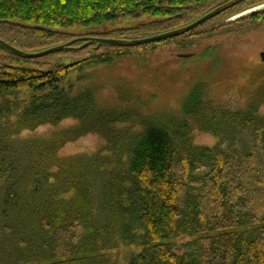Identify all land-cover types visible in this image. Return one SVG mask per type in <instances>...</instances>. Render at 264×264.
Wrapping results in <instances>:
<instances>
[{
    "label": "trees",
    "instance_id": "trees-1",
    "mask_svg": "<svg viewBox=\"0 0 264 264\" xmlns=\"http://www.w3.org/2000/svg\"><path fill=\"white\" fill-rule=\"evenodd\" d=\"M227 1L0 0V39L28 53L76 38L140 39ZM262 3L245 0L216 24L157 43L78 41L61 51L81 54L70 63L48 65L57 53L25 59L0 45V264H118L110 253L119 248L130 249L127 264H264V70L245 104L215 102L198 82L177 117L104 105L84 73L264 19L261 12L216 27ZM145 17L153 19L117 27ZM129 119L134 126L118 128ZM194 131L217 141L196 145ZM90 132L101 136V151L60 155Z\"/></svg>",
    "mask_w": 264,
    "mask_h": 264
},
{
    "label": "rangeland",
    "instance_id": "rangeland-1",
    "mask_svg": "<svg viewBox=\"0 0 264 264\" xmlns=\"http://www.w3.org/2000/svg\"><path fill=\"white\" fill-rule=\"evenodd\" d=\"M152 19L145 17L120 23L117 27L145 24ZM217 21L218 17L202 27L211 26ZM262 51L264 19H257L216 33L188 48L180 47L176 41H169L144 55L130 54L115 59L109 65L85 69L84 73L90 79L85 81L98 88L99 101L104 105L127 110L134 116L141 113L177 117L183 97L198 82L206 87L215 102L230 106L245 104L248 95L258 84V75L264 70V61L259 57ZM181 53H194V56L180 58L178 55ZM80 55L60 51L46 61L50 63L48 65L70 63L80 60ZM79 75L78 71L71 72L69 81L74 83ZM131 124L135 125L134 120L129 119L121 121L117 126L125 129ZM70 125L72 123L69 121L60 124L62 127ZM192 137L193 143L199 146H212L217 141L210 132L194 131ZM103 147L101 136L90 132L66 143L60 155H90L101 151ZM110 254L113 258L117 256L118 264H127L130 249L119 248Z\"/></svg>",
    "mask_w": 264,
    "mask_h": 264
},
{
    "label": "water",
    "instance_id": "water-1",
    "mask_svg": "<svg viewBox=\"0 0 264 264\" xmlns=\"http://www.w3.org/2000/svg\"><path fill=\"white\" fill-rule=\"evenodd\" d=\"M245 0H229L226 3L218 6L217 8L213 9L212 11L208 12L207 14L203 15L199 19L195 20L194 22L190 23L187 26L174 29L171 31H167L161 34L145 37V38H140V39H112V38H100V37H88V38H76L73 39L67 43L57 45V46H52L49 48H46L44 50L34 52V53H28L25 51H21L19 49H16L6 43L5 41L0 39V45L3 46L4 48L8 49L9 51L13 52L17 56L25 59H36V58H42L44 56L54 54L60 51H63L65 49H70L73 44H75L78 41H84V45H91L94 43H99V44H109V45H114V46H119V47H132V46H139V45H146V44H152V43H157L163 40L175 38L178 36H181L187 32H190L191 30L197 28L198 26L208 22L209 20L213 19L214 17L220 15L221 13L225 12L226 10L234 7L235 5L243 2ZM261 12H264V3L257 5L255 7L249 8L247 10H244L234 16L229 17L228 19L222 21L219 23L216 27H222L224 25L230 24L232 22L244 19L249 16H253L256 14H259ZM194 53H181L178 55L180 58H190L193 57ZM259 57L261 61H264V51L259 53Z\"/></svg>",
    "mask_w": 264,
    "mask_h": 264
}]
</instances>
